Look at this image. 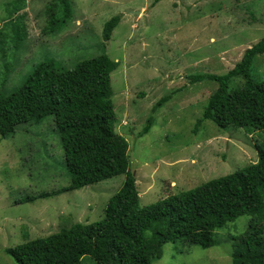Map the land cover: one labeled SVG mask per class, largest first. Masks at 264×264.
<instances>
[{
	"label": "rangeland",
	"instance_id": "obj_1",
	"mask_svg": "<svg viewBox=\"0 0 264 264\" xmlns=\"http://www.w3.org/2000/svg\"><path fill=\"white\" fill-rule=\"evenodd\" d=\"M53 1L0 0V88L9 94L47 57L65 69L103 52L118 62L110 75L114 130L128 144L139 208L256 162L264 131L223 130L209 120L196 128L217 86L189 77L233 68L264 35V0ZM52 3L62 23L58 33H43ZM115 15L120 22L104 42V24ZM256 60L255 73L264 75V56ZM149 117L152 126L140 136ZM69 180L51 116L0 137V264H16L7 248L102 220L125 176L39 198ZM248 220L242 215L214 230L211 248L167 243L153 264H231L232 239ZM80 264L94 262L84 257Z\"/></svg>",
	"mask_w": 264,
	"mask_h": 264
},
{
	"label": "trees",
	"instance_id": "obj_2",
	"mask_svg": "<svg viewBox=\"0 0 264 264\" xmlns=\"http://www.w3.org/2000/svg\"><path fill=\"white\" fill-rule=\"evenodd\" d=\"M61 3L66 8V2ZM56 4L47 8L51 19L43 33L59 32L62 21L54 14ZM119 22L115 15L104 24V42ZM259 56H264V35L225 74L189 77L193 83L208 80L217 86L196 128L209 120L223 130L264 131V75L253 68ZM117 67L104 52L73 69L47 57L9 94L0 88L1 138L13 135L21 124H38L48 116L55 124L70 180L67 187L39 198L125 176L122 187L108 199L102 220L63 228L5 253L16 264H80L84 257L94 264H153L162 258L167 243L180 240L202 249L217 245L214 230L245 215L246 231L232 239L231 264H264V147L257 146L256 162L240 171L139 208L128 144L114 130L110 75ZM152 122L147 118L140 136Z\"/></svg>",
	"mask_w": 264,
	"mask_h": 264
}]
</instances>
